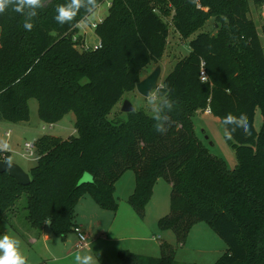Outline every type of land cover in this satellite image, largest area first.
<instances>
[{
	"label": "trees",
	"instance_id": "obj_1",
	"mask_svg": "<svg viewBox=\"0 0 264 264\" xmlns=\"http://www.w3.org/2000/svg\"><path fill=\"white\" fill-rule=\"evenodd\" d=\"M105 1L97 0V9ZM65 2L48 0L31 31L10 9L0 15V120L28 122L29 101L35 99L42 121L57 124L73 112L76 130L68 139L44 135L35 141L38 159L28 173L29 186L0 175V223H11L16 203L26 195L30 228L40 233L47 225L66 240L86 194L102 209H118L115 183L131 169L136 186L128 202L140 217L155 184L171 185L170 213L158 225L175 234L178 246L194 225L205 222L227 246L215 264H264V44L249 18L248 0H111L95 29L98 50L86 49L84 39L75 37L88 20L83 11L71 25L54 20L56 6ZM171 12L184 39L210 19L216 32H200L189 55L163 81L175 103L168 131L157 132L143 109L111 119L142 81L143 70L163 58L169 37L164 16ZM261 29L264 41V25ZM208 107L221 122L229 112L248 116L252 134L238 130L227 140L236 150L234 169L196 133L194 115ZM0 160L11 161L10 154L0 150ZM86 172L93 181L81 183ZM119 257L122 264H178L175 246L166 241L159 258L127 250Z\"/></svg>",
	"mask_w": 264,
	"mask_h": 264
},
{
	"label": "rangeland",
	"instance_id": "obj_2",
	"mask_svg": "<svg viewBox=\"0 0 264 264\" xmlns=\"http://www.w3.org/2000/svg\"><path fill=\"white\" fill-rule=\"evenodd\" d=\"M248 2L249 18L256 24L261 42L264 44L261 29L264 25V5H255L253 0H248ZM110 3L111 0H106L101 4L94 16L83 21L78 30V35L85 39L87 45L91 47L100 44L93 24H97L107 17ZM164 20L169 25L168 44L164 56L158 63L150 64L141 75V79L144 80L157 66H161L160 85H163L164 79L173 71L175 65L189 55L190 42L200 32H216L214 20L210 19L203 30L184 39L173 26L172 12L168 16H164ZM124 100H129L136 110L143 109L151 115L145 97L135 90L127 93L114 108L110 115L111 119L119 114L124 116L122 115ZM29 107L30 120L28 122L11 123L0 120V145H7L4 150L11 153V161L18 164L27 173L36 165L37 159H26L22 156L25 153L26 142H35L44 135L62 139L76 135L73 112L67 114L59 123L49 124L39 118L37 100L31 99ZM193 120L196 125V133L202 142L210 148L214 155L223 159L229 169H234L238 161L236 150L224 138L221 120L212 114H207L205 110L198 111ZM255 126L257 130H260L262 126L260 109L256 112ZM7 132H11L10 138L6 137ZM92 181L93 176L88 172L81 179V183ZM135 186L136 176L131 169L124 172L116 181L115 198L119 204L116 211L102 209L89 194L79 201L76 207L75 221L82 224L87 231V245L82 248L79 247V238L75 232L70 233L66 240H62L53 234L47 225L40 233L31 229L26 219V195H23L15 205L16 211L10 217L13 225L7 221L0 223V235L10 230L23 241L28 264H73L74 255L77 252L92 254L96 258L97 264H122L119 252L123 250L142 256L159 253L157 237L163 238L162 241L173 243L176 248L178 264H215L222 257L224 253L221 252L218 242H221V246L223 245L225 248L226 245L205 222L197 223L192 227L186 243L182 246L177 245V239L172 231L160 229L159 220L170 213L171 186L168 182L160 180L155 184L144 217H140L128 202V197L134 192ZM14 218L16 221L13 220Z\"/></svg>",
	"mask_w": 264,
	"mask_h": 264
},
{
	"label": "clouds",
	"instance_id": "obj_3",
	"mask_svg": "<svg viewBox=\"0 0 264 264\" xmlns=\"http://www.w3.org/2000/svg\"><path fill=\"white\" fill-rule=\"evenodd\" d=\"M46 3L48 0H0V15L10 9L23 17V28L26 31H31L38 10L42 9ZM97 7V0H66L65 3L56 6L54 20L60 25H71L82 11L85 18L91 19ZM145 101L150 110L151 118L155 121V130L165 134L170 124L169 113L175 107L174 101L170 99V93L161 87H156L148 91L145 95ZM222 126L223 136L226 140H231L238 130L245 137L252 134L246 113H241L238 116L231 112L227 113L222 119ZM0 148L6 149L7 145H0ZM0 264H28L27 255L23 249V241L10 230L0 235ZM73 264H97V261L90 253L81 254L77 252L74 255Z\"/></svg>",
	"mask_w": 264,
	"mask_h": 264
},
{
	"label": "water",
	"instance_id": "obj_4",
	"mask_svg": "<svg viewBox=\"0 0 264 264\" xmlns=\"http://www.w3.org/2000/svg\"><path fill=\"white\" fill-rule=\"evenodd\" d=\"M162 73L161 66H157L155 70L144 80L139 82L136 86L137 92L145 97L149 90L155 89L156 87H161L165 90L162 85L159 84V79ZM162 92L164 90H161ZM136 109L134 105L129 100H124L122 106V112L131 113ZM8 173L16 182L21 186H29L31 183L30 176L27 172H25L18 164L12 161H4L0 160V175Z\"/></svg>",
	"mask_w": 264,
	"mask_h": 264
},
{
	"label": "built area",
	"instance_id": "obj_5",
	"mask_svg": "<svg viewBox=\"0 0 264 264\" xmlns=\"http://www.w3.org/2000/svg\"><path fill=\"white\" fill-rule=\"evenodd\" d=\"M109 5H111V3ZM99 23L93 24V27L96 29L97 28V25ZM84 44H85L84 47L86 49H88V50H98V49L101 48V43L99 45H97V46H94V47H91V46L87 45L86 41L84 42ZM201 76H202V80L205 81L206 80V77H205V73L204 72H201ZM205 112L207 114H211L210 108L208 107L205 110ZM10 136H11V132H7L6 133V137L7 138H10ZM24 151H25V153L22 154V156L24 158H26V159H33V158L38 159L37 148H36L35 142H26L25 145H24ZM2 157H5V153L2 154ZM74 232L76 233V235L79 238V247L82 248L83 246H86L87 245V236L84 234V232L82 231V229L77 226L75 228V231ZM82 237H83V239H82Z\"/></svg>",
	"mask_w": 264,
	"mask_h": 264
},
{
	"label": "crops",
	"instance_id": "obj_6",
	"mask_svg": "<svg viewBox=\"0 0 264 264\" xmlns=\"http://www.w3.org/2000/svg\"><path fill=\"white\" fill-rule=\"evenodd\" d=\"M83 22V21H82ZM82 22L78 25V27H77V29L79 30L80 29V26H81V24H82ZM75 37H81L80 35H78V32H77V34L75 35ZM85 40V39H84ZM86 41V40H85ZM0 150H2V151H6V152H8L10 155H11V153L9 152V151H7V150H4V149H0ZM171 186V185H170ZM14 221H16V219L14 218L13 219ZM8 223V222H7ZM77 226L78 227H80L81 229H82V231L84 232V234L86 235L87 234V231H86V229L84 228V226L82 225V224H79V223H77ZM14 229V228H13ZM87 236V235H86ZM157 240H158V245H159V247H160V243H161V241L163 240V238H161V237H157ZM170 244H172L173 245V243H171V242H169ZM220 245V248H221V252L222 253H225L226 252V249H227V246H226V248L222 245L221 246V242L219 243L218 242V246ZM146 256H148V255H146ZM150 257H154V258H159L160 257V250H159V253H156L155 255H152V256H150Z\"/></svg>",
	"mask_w": 264,
	"mask_h": 264
}]
</instances>
